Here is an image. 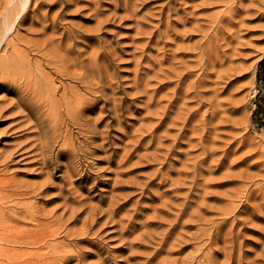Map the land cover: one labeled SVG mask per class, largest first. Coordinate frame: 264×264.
Returning a JSON list of instances; mask_svg holds the SVG:
<instances>
[{"label": "rangeland", "instance_id": "obj_1", "mask_svg": "<svg viewBox=\"0 0 264 264\" xmlns=\"http://www.w3.org/2000/svg\"><path fill=\"white\" fill-rule=\"evenodd\" d=\"M36 218L45 241L10 242ZM232 246L264 264V0H0V264Z\"/></svg>", "mask_w": 264, "mask_h": 264}, {"label": "bare ground", "instance_id": "obj_2", "mask_svg": "<svg viewBox=\"0 0 264 264\" xmlns=\"http://www.w3.org/2000/svg\"><path fill=\"white\" fill-rule=\"evenodd\" d=\"M42 54L44 55L45 52L42 53ZM56 55H57V57H59L62 60H64V57H65V59H67V57H66L67 55L66 56H59L58 54L53 53L52 56H54V57H51V58L48 57L46 59L47 63L48 64H52L56 68V72L59 73L61 76H70V73L75 75L74 73H72V72H70L68 70V67H66L65 65H63L61 63H58V61L55 59ZM45 56H48V55H45ZM6 64L9 65L8 61L6 62ZM40 65L42 66V64H40ZM42 76L44 77L45 80L50 81V76L49 75L43 74ZM80 82L86 83L87 81L84 80V79H81ZM48 85H49V83H48ZM70 90L72 92L71 95L73 97H68L69 93L67 92L66 89L62 93V97L64 99L68 100L67 101L68 105H70L72 108H75V109H77V111H79L81 109V105L86 103V100L78 92H76L75 90H73V89H70ZM68 98H73V100L70 101ZM70 103H72V105ZM18 220L19 219H17V223L19 222ZM36 220H37V223H38L37 225L40 226V228H41L40 230L38 228H34V227L33 228L32 227H29V228L26 227V228H24L22 230L18 229L17 231L10 233V235H9V237H11L10 238V242H12L14 244H23V245L28 246V245H31V244L41 243L42 241H45L47 236H49L47 231L45 230V227H46L47 223L44 222V220L40 219V218H36ZM45 256H46L45 254L37 255L36 263L37 264H47V263H50L52 261H58L59 259L65 260V256L64 255L59 256V257H52V258H49V260H45ZM237 256H238V254H237ZM260 256H261V259L264 260V248L261 250L259 257ZM259 257H258V259H259ZM67 258L68 257H66V259ZM239 259H241V258H239ZM28 262H30V261H28ZM235 262H236L235 247L232 246V248H230V251L226 252V260L224 262H222V263H219V264H234Z\"/></svg>", "mask_w": 264, "mask_h": 264}]
</instances>
